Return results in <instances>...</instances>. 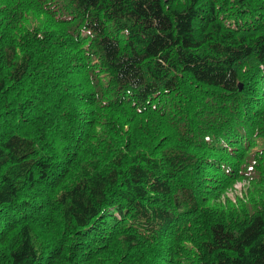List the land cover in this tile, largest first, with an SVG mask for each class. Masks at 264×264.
<instances>
[{"label":"trees","instance_id":"obj_1","mask_svg":"<svg viewBox=\"0 0 264 264\" xmlns=\"http://www.w3.org/2000/svg\"><path fill=\"white\" fill-rule=\"evenodd\" d=\"M0 264H264V0H0Z\"/></svg>","mask_w":264,"mask_h":264},{"label":"rangeland","instance_id":"obj_2","mask_svg":"<svg viewBox=\"0 0 264 264\" xmlns=\"http://www.w3.org/2000/svg\"><path fill=\"white\" fill-rule=\"evenodd\" d=\"M241 184H243V182L237 181V182L234 184L233 187H235V188L238 190V189H240ZM237 190H236L235 192H237ZM228 194H230V192H228ZM231 197H232V195H231Z\"/></svg>","mask_w":264,"mask_h":264}]
</instances>
